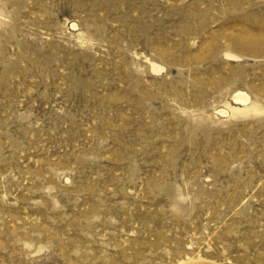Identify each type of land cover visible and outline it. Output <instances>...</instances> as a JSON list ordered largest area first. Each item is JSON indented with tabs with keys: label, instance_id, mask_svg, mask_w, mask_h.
<instances>
[{
	"label": "rangeland",
	"instance_id": "1",
	"mask_svg": "<svg viewBox=\"0 0 264 264\" xmlns=\"http://www.w3.org/2000/svg\"><path fill=\"white\" fill-rule=\"evenodd\" d=\"M0 264H264V0H0Z\"/></svg>",
	"mask_w": 264,
	"mask_h": 264
},
{
	"label": "bare ground",
	"instance_id": "2",
	"mask_svg": "<svg viewBox=\"0 0 264 264\" xmlns=\"http://www.w3.org/2000/svg\"><path fill=\"white\" fill-rule=\"evenodd\" d=\"M152 67L153 68H158L159 66H158V64L152 63ZM232 98H233V102L234 103H241V104L245 105L244 107H247L246 104L248 102L249 96H248V94L245 91L239 90V89L235 90ZM218 111L221 112V113L225 112V110L222 109V108H219Z\"/></svg>",
	"mask_w": 264,
	"mask_h": 264
}]
</instances>
